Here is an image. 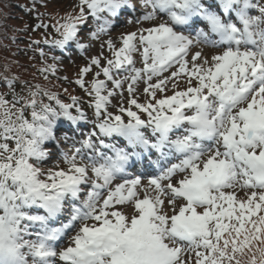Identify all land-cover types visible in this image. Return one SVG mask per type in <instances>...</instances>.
Instances as JSON below:
<instances>
[{
    "label": "snow or ice",
    "instance_id": "snow-or-ice-1",
    "mask_svg": "<svg viewBox=\"0 0 264 264\" xmlns=\"http://www.w3.org/2000/svg\"><path fill=\"white\" fill-rule=\"evenodd\" d=\"M125 13L165 18L116 41ZM33 31L44 80L100 50L67 102L0 79V264H264V0H77Z\"/></svg>",
    "mask_w": 264,
    "mask_h": 264
},
{
    "label": "trees",
    "instance_id": "trees-1",
    "mask_svg": "<svg viewBox=\"0 0 264 264\" xmlns=\"http://www.w3.org/2000/svg\"><path fill=\"white\" fill-rule=\"evenodd\" d=\"M11 1L7 3V0H0V79L9 76L18 78L21 84L25 81L40 84L42 87L57 91L67 102L68 95L64 93L62 83L53 76H49V80H44L40 72L44 62L36 61L37 58L31 53L37 50L34 45L30 46V41L39 40L38 36L42 32H37L38 38L32 34L27 35L31 29V24L26 21L28 14L16 10V4H26L27 0ZM70 92L73 95L76 93L75 90ZM256 244L257 247L264 248V244Z\"/></svg>",
    "mask_w": 264,
    "mask_h": 264
},
{
    "label": "rangeland",
    "instance_id": "rangeland-1",
    "mask_svg": "<svg viewBox=\"0 0 264 264\" xmlns=\"http://www.w3.org/2000/svg\"><path fill=\"white\" fill-rule=\"evenodd\" d=\"M7 3H11V0H7ZM18 1V0H17ZM76 4L77 0H35V3L33 0H27L26 6H16L17 12H22L24 9H26V13H29L27 20L30 25V31L27 34L30 36L37 37L38 31H33V24L36 25L43 22L46 24H53L56 20L61 19L62 17H65L68 14H74L76 11ZM34 9V10H33ZM131 11V10H130ZM138 12L144 11L143 8H139L137 10ZM126 15V16H125ZM135 14H133L134 16ZM133 16H129L127 14H124L120 17L119 23L116 25L115 31L112 33V36L110 38L119 41L120 36L122 33L125 32H131L136 31L137 27H149L152 25V22H148L143 25H133L131 23H128L127 21L132 19ZM39 17V19H38ZM41 39H44V33L42 31V34L38 36ZM37 37V38H38ZM52 35L50 34L49 38H51ZM36 38V39H37ZM109 37H105V39H108ZM85 44H88V40L83 41ZM41 47L48 51L49 45H41ZM100 50V41H96L93 45L90 53H80L78 49L75 48V46L72 47L70 51L64 52L63 56L60 58L58 62H56V74L57 77H59L62 82H64L62 85L64 88H68L69 92L70 90L74 89L76 90V93L79 92V90L76 88L74 84L67 83L63 80V77H68L69 81H74L77 78V73L79 71V68L83 67L85 62L90 58L91 56L98 55ZM207 53V51H205ZM31 53L37 58L36 61L42 62L39 53L37 51H31ZM50 58L46 61H49V63H53L52 56L57 55L60 56V51L57 50L55 53L49 52ZM34 57V58H35ZM51 60V61H50ZM44 62V64L40 67V69L46 67L49 63ZM139 66V65H137ZM55 77V76H54ZM71 93V92H70ZM170 94V93H169ZM78 95H81L79 92ZM88 129L85 128V131ZM78 146V145H77ZM61 148L64 151L71 152L72 145L69 143L67 146L61 144ZM61 164V161L58 157L52 158L48 163L44 165L45 169L48 167H51L54 164ZM58 226V225H57Z\"/></svg>",
    "mask_w": 264,
    "mask_h": 264
},
{
    "label": "bare ground",
    "instance_id": "bare-ground-1",
    "mask_svg": "<svg viewBox=\"0 0 264 264\" xmlns=\"http://www.w3.org/2000/svg\"><path fill=\"white\" fill-rule=\"evenodd\" d=\"M153 23H159V20H157V21H155V22H152V24H153Z\"/></svg>",
    "mask_w": 264,
    "mask_h": 264
}]
</instances>
